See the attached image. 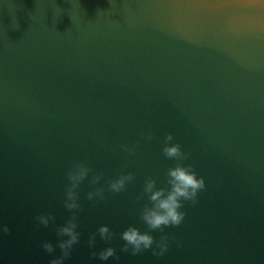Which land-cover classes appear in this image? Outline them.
<instances>
[{"label": "water", "instance_id": "water-1", "mask_svg": "<svg viewBox=\"0 0 264 264\" xmlns=\"http://www.w3.org/2000/svg\"><path fill=\"white\" fill-rule=\"evenodd\" d=\"M0 264H264V0H0Z\"/></svg>", "mask_w": 264, "mask_h": 264}]
</instances>
